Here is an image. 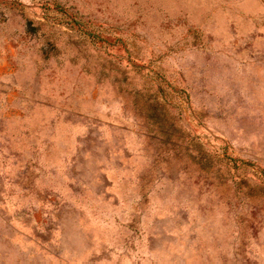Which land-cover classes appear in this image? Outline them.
<instances>
[{"label":"rangeland","instance_id":"1","mask_svg":"<svg viewBox=\"0 0 264 264\" xmlns=\"http://www.w3.org/2000/svg\"><path fill=\"white\" fill-rule=\"evenodd\" d=\"M0 264H264V0H0Z\"/></svg>","mask_w":264,"mask_h":264}]
</instances>
